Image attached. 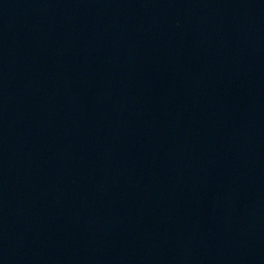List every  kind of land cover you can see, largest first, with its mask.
Segmentation results:
<instances>
[{"label":"water","instance_id":"95a60500","mask_svg":"<svg viewBox=\"0 0 264 264\" xmlns=\"http://www.w3.org/2000/svg\"><path fill=\"white\" fill-rule=\"evenodd\" d=\"M35 264H264V13L129 138Z\"/></svg>","mask_w":264,"mask_h":264}]
</instances>
